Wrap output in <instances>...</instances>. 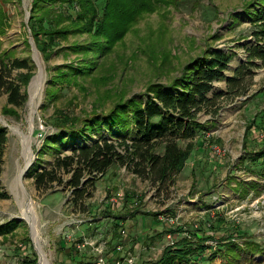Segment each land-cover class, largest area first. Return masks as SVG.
<instances>
[{"label":"rangeland","instance_id":"374dc122","mask_svg":"<svg viewBox=\"0 0 264 264\" xmlns=\"http://www.w3.org/2000/svg\"><path fill=\"white\" fill-rule=\"evenodd\" d=\"M254 1L157 0L153 12L143 14L122 40L100 54L73 49L102 43L96 33L63 31L81 27V22L75 24L77 15L86 13L80 4L38 3V10L50 6L59 19L72 10L75 15L55 25L62 32L47 38L48 49L42 52L30 27L35 0H0V66L2 61L19 59L31 68L11 71L10 79L17 83L30 76L22 85L27 101L21 108L10 106L8 94L0 91V126L8 131L0 164V194L8 195L0 199V264H44L41 253L46 264H76L81 259L71 261L62 247L81 240L82 251L106 264H116L118 246H123L121 258L147 264L157 260L166 246L184 238L198 244L197 237H211L205 242L211 249L198 264H264L262 116L253 124L264 113V67L257 62L246 94H227L226 89L227 79L247 59L245 45L255 44L254 27L244 11ZM94 2L100 20L106 0ZM211 49L233 53L234 58L224 79L214 83L208 94L222 96L215 108L200 113L205 131L191 142L193 150L174 182L153 185L114 166L95 182L93 196L80 206L71 203L73 196L65 185L37 189L35 172L51 169L58 155L56 150L41 153L47 137L60 133L70 137L72 128L101 122V131L88 130L86 137L60 143L61 156L102 137L124 139L118 127L107 122L111 112L120 114L129 100H145L152 85L172 91L174 81L187 75L186 67ZM89 67H93L89 75L72 70ZM133 136L129 132L127 137ZM186 145L180 144L184 149ZM125 192L139 205L133 208L131 202L108 213L109 203L123 205ZM133 211L135 217H130ZM120 218H125L126 235L116 238ZM221 240L237 244L238 256L228 255L229 247Z\"/></svg>","mask_w":264,"mask_h":264},{"label":"trees","instance_id":"16d2710c","mask_svg":"<svg viewBox=\"0 0 264 264\" xmlns=\"http://www.w3.org/2000/svg\"><path fill=\"white\" fill-rule=\"evenodd\" d=\"M40 1L35 0L30 27L37 47L42 52H46L49 46L47 38L51 40L58 32H62L61 29H54L55 25L74 18L75 15L72 10V13H63L59 19L58 15L53 14L50 6H45L49 10L47 8L38 10ZM47 1L63 5L80 4L82 11L86 10V13L83 16L79 13L77 17L80 16V18H77L78 21L75 24L81 22V27L75 29L69 27L63 31L80 30L85 33H96L97 36L103 38L102 43L94 42L89 46H73V49L78 53L97 51L100 54L109 51L112 45L122 40L129 28L143 14L153 12L157 2V0H106L102 18L97 20L98 10L94 0ZM42 11L45 13L40 15ZM244 11L248 14L250 23L254 27L252 37L255 39V44L245 45L247 59L236 68L233 76L227 79V94H246L251 86L254 69L259 67L257 62H260V66L264 67V0L254 1ZM46 23H48V28L45 26ZM233 58V53L224 50H208L202 58L186 67L187 75L174 81L171 85L172 91L166 90L160 84L152 85L148 88V95H146L145 100H129V106L125 107L120 114L116 110L112 111L111 115L107 117V122H110L111 126H117L118 135L124 139L111 140L102 137L92 144H82L74 149L70 155L61 156L60 143H67L70 138L76 141L79 137H86L88 130L91 132L101 131V122L94 120L93 123L85 124L82 128H72L68 132L70 137L63 133H60L58 137H47L41 153L56 150L58 155L51 169L35 172L37 189L45 190L54 183L60 186L65 185L71 190L73 196L71 203L78 206L84 202V199L93 196V192L90 190L95 188V182L99 178L105 177L114 166L123 167L136 177L149 180L153 185L174 182L193 150L191 142L196 137H202L200 133L205 131V124L199 121L200 113L209 108H215L218 98L222 96L215 94L209 98L208 94L213 90L214 83L224 79V73L228 70ZM14 69L31 70L30 65L25 60L15 59L9 64L2 61L0 91L4 90L8 94L10 106L21 108L27 101L25 93L22 92V85L29 82L30 76L27 75L22 80V84L17 83L14 79H10L11 71ZM72 70L89 75L93 67L87 69L72 68ZM259 116H262V123L264 122V113H260L254 118V125ZM129 132H133L134 136L128 139ZM7 140L8 131L5 127L0 126V164L3 161ZM181 143H187L185 149L180 146ZM62 175L67 176L68 179L65 181ZM6 198L8 195L0 194V199ZM133 199L132 195L125 192L123 205L109 203L107 212L110 214L117 212L120 207L122 208L131 202L135 205L133 208H136L139 203L134 202L136 200L133 201ZM135 214L136 211H133L130 213V217H135ZM153 215L159 217V214ZM119 221L116 222V238L122 236L125 218H120ZM197 238L198 244L184 238L173 245L166 246L157 260L147 264H198L207 255L206 251L211 249L205 243L211 237ZM219 243L222 246L228 245V255L237 254L238 256V252L235 253L237 244L229 240L226 242L221 240ZM114 252L115 258L123 259V257L121 258L123 250L118 252L115 249ZM62 253H67L73 262L80 258L81 261L76 264H92L98 259L89 252L77 248L75 244L69 248L62 247ZM136 264L139 263L136 262Z\"/></svg>","mask_w":264,"mask_h":264},{"label":"built area","instance_id":"2783aa9c","mask_svg":"<svg viewBox=\"0 0 264 264\" xmlns=\"http://www.w3.org/2000/svg\"><path fill=\"white\" fill-rule=\"evenodd\" d=\"M122 197H123V195L121 194V195H120V198H122ZM122 234H123V235H126V231L124 230V231L122 232ZM75 245H76L77 248H79V249H82V248L85 247L84 242L75 243ZM122 250H123V246H118V247H117V251H118V252H120V251H122ZM124 262H126V264H136L135 259H134L133 257L125 258V259H122V260H119V259L115 258V263H116V264H123ZM92 264H106V261H105L103 258H99V259H97V260H96L94 263H92ZM124 264H125V263H124Z\"/></svg>","mask_w":264,"mask_h":264},{"label":"bare ground","instance_id":"6f19581e","mask_svg":"<svg viewBox=\"0 0 264 264\" xmlns=\"http://www.w3.org/2000/svg\"><path fill=\"white\" fill-rule=\"evenodd\" d=\"M39 82H40V76H38L34 81H33V83H32V91H33V93H35L36 92V90H37V87L39 86ZM35 89V90H34ZM31 164V163H30ZM30 164H28V166L30 165ZM27 166V167H28ZM24 173H25V171H24ZM23 173V174H24ZM39 239V238H38ZM41 257H42V261L44 262V264H46V262H45V259H44V256L42 255V253H41Z\"/></svg>","mask_w":264,"mask_h":264},{"label":"water","instance_id":"95a60500","mask_svg":"<svg viewBox=\"0 0 264 264\" xmlns=\"http://www.w3.org/2000/svg\"><path fill=\"white\" fill-rule=\"evenodd\" d=\"M6 128V126H5ZM32 165V163L25 169V172L30 168V166Z\"/></svg>","mask_w":264,"mask_h":264}]
</instances>
